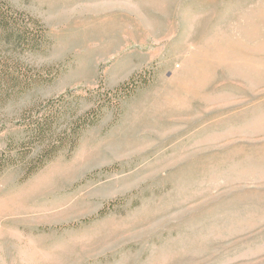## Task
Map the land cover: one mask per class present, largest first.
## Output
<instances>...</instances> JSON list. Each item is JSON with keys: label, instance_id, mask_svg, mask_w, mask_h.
<instances>
[{"label": "rangeland", "instance_id": "obj_1", "mask_svg": "<svg viewBox=\"0 0 264 264\" xmlns=\"http://www.w3.org/2000/svg\"><path fill=\"white\" fill-rule=\"evenodd\" d=\"M0 4L43 33L0 36V264H264V0Z\"/></svg>", "mask_w": 264, "mask_h": 264}, {"label": "trees", "instance_id": "obj_2", "mask_svg": "<svg viewBox=\"0 0 264 264\" xmlns=\"http://www.w3.org/2000/svg\"><path fill=\"white\" fill-rule=\"evenodd\" d=\"M19 24V19L9 10L0 4V36L6 35L11 37L16 44L20 45L19 47H27L30 51H34L37 48V41L43 38V33H32L28 24L25 23V26L21 28ZM18 25V27H17ZM6 70L3 65H0V82L6 77ZM20 84L19 77H13L7 81V85ZM38 107V106H37ZM36 107V108H37ZM36 108L34 112L37 114L36 118L33 116L32 121L28 126V141L23 143L22 148L26 145L30 148L31 151L35 152L36 158L31 162L30 168L31 173L37 172L42 168L46 163L52 160L57 156L62 147L68 142H66V132L62 133L57 127L59 120V111L46 110L40 113H37ZM71 130V129H70ZM75 131V130H74ZM73 137L70 135L68 138ZM19 149L20 150H22ZM11 145H8V148L5 152L0 153V175L5 169L13 166L16 162L14 154L11 153ZM30 154L29 152L26 153ZM30 175V173H29Z\"/></svg>", "mask_w": 264, "mask_h": 264}]
</instances>
